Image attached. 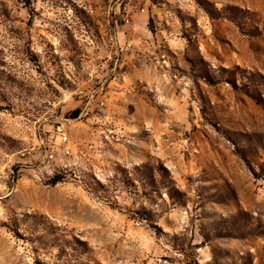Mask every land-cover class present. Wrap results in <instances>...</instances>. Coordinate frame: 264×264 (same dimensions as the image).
Returning a JSON list of instances; mask_svg holds the SVG:
<instances>
[{
    "label": "rangeland",
    "instance_id": "374dc122",
    "mask_svg": "<svg viewBox=\"0 0 264 264\" xmlns=\"http://www.w3.org/2000/svg\"><path fill=\"white\" fill-rule=\"evenodd\" d=\"M0 264H264V0H0Z\"/></svg>",
    "mask_w": 264,
    "mask_h": 264
},
{
    "label": "built area",
    "instance_id": "2783aa9c",
    "mask_svg": "<svg viewBox=\"0 0 264 264\" xmlns=\"http://www.w3.org/2000/svg\"><path fill=\"white\" fill-rule=\"evenodd\" d=\"M145 11L144 8L140 10V13H143ZM132 12L130 10H125V15L123 16V22L125 25H129L130 21L132 19ZM131 44L127 45V48H130ZM162 63L165 64V58L161 55ZM91 96L90 98H92ZM89 101L86 104L89 105ZM99 107L101 108L104 104L103 102H99ZM52 138L53 140L44 141L40 138L39 144H38V151L40 152V155L43 157L44 160L48 162V164L56 162L58 158L61 159H68L72 157V142L70 140V137L66 131V128L62 124H58L53 128L52 131ZM79 158H85L83 152H79ZM59 170H64L67 168V164H63L62 166H57ZM69 176H73L74 178H78L77 170L75 168H69ZM135 225H139L138 222L135 223Z\"/></svg>",
    "mask_w": 264,
    "mask_h": 264
}]
</instances>
